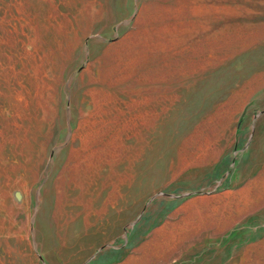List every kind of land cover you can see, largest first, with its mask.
I'll use <instances>...</instances> for the list:
<instances>
[{"label":"rangeland","instance_id":"rangeland-1","mask_svg":"<svg viewBox=\"0 0 264 264\" xmlns=\"http://www.w3.org/2000/svg\"><path fill=\"white\" fill-rule=\"evenodd\" d=\"M0 264H264V0H0Z\"/></svg>","mask_w":264,"mask_h":264}]
</instances>
